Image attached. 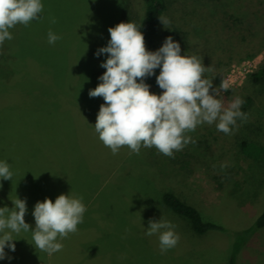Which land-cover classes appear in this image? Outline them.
I'll return each instance as SVG.
<instances>
[{"label":"rangeland","instance_id":"374dc122","mask_svg":"<svg viewBox=\"0 0 264 264\" xmlns=\"http://www.w3.org/2000/svg\"><path fill=\"white\" fill-rule=\"evenodd\" d=\"M41 2L40 19L16 25L10 29L13 39L0 45V161L8 162L13 173L12 180L0 179V195L12 198L21 183L29 193L28 205L46 197L55 201L70 192L83 197L87 210L78 230L59 241L61 251L51 256L39 251L40 256L29 258L30 248L12 252L6 247L12 259H0V264H227L229 231L195 234L161 202V194L165 189L180 194L204 220L226 229L244 227L264 208V169L255 171L238 160L228 144L231 137L218 131L215 123L187 134L196 142L224 149L213 156H197L199 163L190 173L179 170L155 147H141L137 155L123 146L113 155L94 128L102 101L88 93L100 83L98 77L105 71L100 64L107 59V54L95 53L107 45L109 27L141 23V1ZM166 2L162 16L170 20L169 27L187 32L181 54L202 56L204 65L210 66L207 76L213 87L223 79L230 90L223 93L225 103L234 99L238 85H231L226 75L238 66L253 69L246 61L254 60L256 67L264 62V0H210V6L200 0ZM49 29L61 37L55 44L48 43ZM171 29L160 23L154 51ZM150 91L160 94L162 89ZM192 148L189 143L173 155L186 159L180 154L184 150L202 154ZM228 168L235 173L225 179ZM160 217L170 221L179 236L176 246L163 253L159 234L145 235L149 219ZM238 261L264 264V228L250 237Z\"/></svg>","mask_w":264,"mask_h":264},{"label":"clouds","instance_id":"9594fccd","mask_svg":"<svg viewBox=\"0 0 264 264\" xmlns=\"http://www.w3.org/2000/svg\"><path fill=\"white\" fill-rule=\"evenodd\" d=\"M41 0H0V45L13 39L10 29L18 24L29 25L40 19L43 11ZM165 29L170 20L159 16ZM50 22L56 23L55 17ZM141 23L120 22L109 27L110 39L106 46L97 49V57L107 54L100 67L105 71L98 77L100 83L89 90L90 97H103L100 105L95 132L103 144L116 155L120 148L127 146L130 153L139 154L141 147H155L165 156L174 158V151H181L187 144L195 143L189 135L197 126L215 123L218 131L233 134L237 119L247 120L241 111L244 101L236 96L225 103L224 92L229 86L222 79L213 87L203 58L197 54H181V46L172 36L165 38L161 47L149 51L145 45ZM60 36L51 29L48 43L55 44ZM156 75V83L162 92L150 91L146 78ZM221 167H227L222 164ZM13 173L6 161H0V179L12 180ZM12 207H0V259H12L5 252L16 249L14 238L21 232H31L35 249L49 256L61 251L60 240L75 233L83 222L86 206L83 197L61 193L53 201L46 197L37 201L32 215L35 227L26 222L28 211L26 199L17 196L11 199ZM145 235L159 234L161 253L176 246L179 236L174 225L162 217L149 219ZM59 238V239H58Z\"/></svg>","mask_w":264,"mask_h":264},{"label":"trees","instance_id":"16d2710c","mask_svg":"<svg viewBox=\"0 0 264 264\" xmlns=\"http://www.w3.org/2000/svg\"><path fill=\"white\" fill-rule=\"evenodd\" d=\"M142 4V19H141V27L140 31L143 32L145 38V45L149 51H154V41L158 29L160 28V20L159 16H162L167 10V2L166 0H140ZM205 2V5H209L210 0H200ZM125 11V8H123ZM125 13V12H124ZM127 15L124 14L123 20H127ZM122 21V20H120ZM120 23V22H119ZM118 24V23H117ZM173 32L168 36H172L173 39L179 42L181 49L184 50V46L187 40V32L185 29L179 30L178 28L171 29ZM175 32V33H174ZM191 40V44L193 46V41ZM194 47V46H193ZM213 50V49H212ZM211 50V51H212ZM249 57L251 54L248 55ZM160 69L157 68L155 70V75L146 78V83L150 85V89L156 90L159 86L156 83V75L159 74ZM236 87L235 96H239L244 103L241 106V111L246 113L247 120L237 119V126L233 127V134L227 135V137H231L228 141L229 146L235 150L236 158L243 163H246L248 167H251L255 171L264 169V62L259 64L253 71L247 73L242 81V83ZM230 93V90L225 92V94ZM104 103L103 97H98ZM101 103V102H100ZM101 103V104H102ZM253 115L257 116L255 120H252L251 117ZM69 119V120H68ZM68 121H70L71 129L74 128L73 121L68 117ZM73 132V130H72ZM190 146H193L195 152L201 151L203 154H193L190 151L184 150L180 152V154H184L186 159L176 158L177 154L174 155V158H171L173 164L179 170L184 173H190L196 168L198 161V157L208 155L213 156L215 154L221 153L224 149L221 145H214V149L212 145L203 140H198L195 143H190ZM192 148V150H193ZM179 152V151H178ZM177 152V153H178ZM198 156V157H197ZM183 158V157H182ZM230 169V168H228ZM223 171V170H222ZM226 177L231 176L235 173L230 170H226ZM224 176V175H223ZM230 176V177H231ZM214 180H219L217 176L212 175ZM228 180L233 181V179L229 178ZM231 182H229V185ZM22 184L14 190L13 197L8 198L0 195V207L8 206L12 207L11 199H15L18 197L26 198L25 195L29 194L24 189H22ZM220 186V185H219ZM1 193V192H0ZM161 202L174 214L178 215L179 218L188 225L189 229L195 234H203L210 230H221V231H229L231 235V247L228 255L227 264H240L238 261V254L244 245L248 242L250 237L260 228H264V208L262 211L251 221V223L244 227L239 228H229L226 229L219 223L204 220L199 210L187 202L182 196L178 193H175L172 190H163L161 194ZM36 204V203H35ZM34 204H27V213L25 215V220L29 223L32 228L35 227V220L32 215V211L34 210ZM22 236L16 240V249L25 247L30 248L27 257L30 258V254H40L38 249H35L34 245L29 247V241H31V232H21ZM15 242V241H14ZM26 251V250H23ZM27 252V251H26ZM41 255V254H40ZM38 255V256H40ZM26 259V258H25ZM28 262V261H25ZM43 262V261H42Z\"/></svg>","mask_w":264,"mask_h":264},{"label":"built area","instance_id":"2783aa9c","mask_svg":"<svg viewBox=\"0 0 264 264\" xmlns=\"http://www.w3.org/2000/svg\"><path fill=\"white\" fill-rule=\"evenodd\" d=\"M253 61L254 60H249V61H246L244 63L246 65L252 66L253 69L252 68H247V69L242 68V69H240L239 66L238 67H235V68H232L231 71H230V73H228L226 75L225 80H228V82L231 85H233V84L239 85L240 82L244 79L245 75L255 69L256 66L253 64ZM244 64H242V65H244ZM237 75H238V77H241L242 76V79L239 82L235 80V78H236Z\"/></svg>","mask_w":264,"mask_h":264}]
</instances>
